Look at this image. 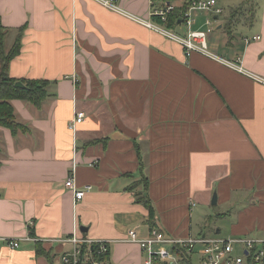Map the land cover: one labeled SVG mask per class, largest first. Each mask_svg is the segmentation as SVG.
<instances>
[{
	"label": "crops",
	"instance_id": "0c3cea01",
	"mask_svg": "<svg viewBox=\"0 0 264 264\" xmlns=\"http://www.w3.org/2000/svg\"><path fill=\"white\" fill-rule=\"evenodd\" d=\"M218 1L224 18L211 49L264 78V0ZM118 2L151 19L149 0ZM0 16L7 28L27 26L11 77L57 82L40 109L12 102L27 132L0 127V237L22 240L18 249L0 243V264H54L58 256L63 264L74 234L112 242L111 264H144L140 245L127 241L150 229L137 195L173 238L264 239V84L199 54L188 59L180 45L92 0H0ZM14 39L9 33L7 50ZM77 112L85 119L74 132ZM71 175L93 186L78 203L65 187ZM215 191L221 204L234 195L248 204L226 236L202 235L194 224ZM37 243L53 262L37 256Z\"/></svg>",
	"mask_w": 264,
	"mask_h": 264
},
{
	"label": "built area",
	"instance_id": "2783aa9c",
	"mask_svg": "<svg viewBox=\"0 0 264 264\" xmlns=\"http://www.w3.org/2000/svg\"><path fill=\"white\" fill-rule=\"evenodd\" d=\"M92 1L143 25L168 41L180 45L188 59L199 54L264 84V78L244 69L240 63V58L236 62H232L211 49L210 37L217 31V22L219 21L215 18H220L225 11L218 0H186L183 15L180 17L182 23L178 24V27L184 28V33L178 32V27L172 29L167 25L169 17L175 12V7L171 5L169 0H149L151 18L149 20L127 13L121 8L118 0ZM200 14H207V17L202 27L196 28ZM155 18H158L160 23L155 22L153 20ZM260 39L261 37L256 36L252 40H247V43ZM84 119L85 114L77 112L74 120L70 123V129L75 132L77 126L82 124ZM65 187L72 192L77 203L83 201L93 191L91 185L78 186L73 175L68 178ZM24 241H32V239L27 238ZM66 241L73 244L74 249L72 252L63 255V264H106L97 260L90 252V249L95 245L98 246L100 256L111 255L112 242L107 240L81 239L77 234H74ZM127 241L140 245L142 251L146 254L144 264H185L183 263L184 257L192 260L195 254L198 256L199 264H264V239L205 236L178 239L173 238L162 228L155 225L149 229L146 238H141L138 232L133 230L129 233ZM21 242L20 239L0 237V243L12 249H18ZM83 247H86L89 251L86 255L83 252ZM175 249L181 252V256L176 254Z\"/></svg>",
	"mask_w": 264,
	"mask_h": 264
},
{
	"label": "trees",
	"instance_id": "16d2710c",
	"mask_svg": "<svg viewBox=\"0 0 264 264\" xmlns=\"http://www.w3.org/2000/svg\"><path fill=\"white\" fill-rule=\"evenodd\" d=\"M183 10H175V12L169 17L168 27L172 29H176L178 27V20L183 15ZM155 22H159L158 18L153 19ZM227 35L229 37V44L233 40V25L229 24L226 26ZM27 30V26H23L21 28H7L3 25L1 16H0V127L7 128L12 132L13 136H17L19 132H27V127L24 124H21L17 121L16 113L14 106L12 104L13 101H23L33 105L34 107L40 109L47 98L49 97L48 88L51 84L57 82H50L49 80H18L12 78L10 75V66L12 61H14L18 56L22 53L23 48V39L25 37V33ZM10 36L12 33H15V39L10 47V50L6 48V41L8 34ZM22 82L25 85V88H17L16 83ZM138 155L141 160V152L138 150ZM143 169V166H142ZM142 184L147 189L148 180L145 175L142 173ZM138 185L135 184L132 186V190H134ZM136 200L138 203L143 204L147 210L149 211V224L150 228L156 225L155 219V210L151 203V201L147 198V196L140 197V195L136 196ZM30 234L33 236L34 232L30 228ZM35 250L38 257H44L49 262H53V257L50 252H47L45 248L40 243H37L35 246ZM98 246H93L90 249L92 255L100 261L105 262L106 264L110 263V255L106 254L104 256H100L98 252ZM83 252L86 255L89 253L86 247H83ZM175 252L178 256H181V252L175 249ZM185 264H193L191 258L184 257L183 260Z\"/></svg>",
	"mask_w": 264,
	"mask_h": 264
},
{
	"label": "rangeland",
	"instance_id": "374dc122",
	"mask_svg": "<svg viewBox=\"0 0 264 264\" xmlns=\"http://www.w3.org/2000/svg\"><path fill=\"white\" fill-rule=\"evenodd\" d=\"M224 6L227 8L229 7V5L226 4H224ZM223 16L224 14L221 19L224 18ZM219 23L220 22L218 21L217 26ZM247 206L248 204H246L245 195H234L228 203L225 202L221 204L218 202L215 206L211 204L208 208H205L206 210H203L197 217L194 218V224L202 235H216V231L221 229V235L226 236L233 229L232 225L238 221L240 215L239 212ZM223 212H225L226 216H219V213ZM192 263L198 264V256L196 254L192 257ZM54 264H61L59 256L55 259Z\"/></svg>",
	"mask_w": 264,
	"mask_h": 264
},
{
	"label": "water",
	"instance_id": "95a60500",
	"mask_svg": "<svg viewBox=\"0 0 264 264\" xmlns=\"http://www.w3.org/2000/svg\"><path fill=\"white\" fill-rule=\"evenodd\" d=\"M215 19H218V17H216ZM181 23H182V19H180L178 21V24H181ZM219 29H221V26H219ZM16 87L17 88H25V85L22 82H18V83H16ZM217 204H218V193L215 192L214 195H213V199H212V205L215 206ZM81 231L82 232H84V231L86 232V231H88V228L82 227ZM173 264H176V263H173Z\"/></svg>",
	"mask_w": 264,
	"mask_h": 264
}]
</instances>
